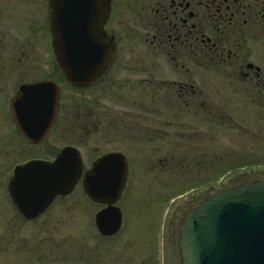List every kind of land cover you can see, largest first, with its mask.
<instances>
[{"label": "flooded vegetation", "instance_id": "flooded-vegetation-1", "mask_svg": "<svg viewBox=\"0 0 264 264\" xmlns=\"http://www.w3.org/2000/svg\"><path fill=\"white\" fill-rule=\"evenodd\" d=\"M49 2L0 0V264H61L56 252L53 257L46 256L41 228L28 226L61 197H56L41 215L26 219L16 210L9 188L15 181L27 180L29 173L22 166L31 160L52 161L65 146L80 150L75 143L55 146L49 142L67 115L80 135L95 130L102 117L104 126L112 129L109 137L110 132L119 133L125 119L117 112L110 114L108 103L105 104L111 98H127L135 103L142 96L148 97V87L153 101H166L173 96L187 101L196 92L189 72L204 71L208 65L230 67L239 81L259 89L257 96L264 92V0H111L109 15L101 21L102 30L112 43L109 63L86 86L69 82L57 61ZM68 3L70 7L66 8L61 0L56 10L58 28L64 34L73 29L70 19L77 16L75 1ZM86 8L90 21L94 9ZM143 71L154 76L143 78ZM162 71H169L176 78L157 79L155 74ZM42 81L51 82L57 89V111L48 122L46 135L31 141L29 134L37 128L31 126L29 102L21 112L13 110L10 103L21 85ZM166 92L169 95L160 97ZM75 96L78 97L73 99ZM66 98L69 109L64 113ZM134 118L138 139L142 129L139 116ZM151 134L153 138L155 135ZM31 148H36L37 153L30 154ZM111 151L124 153L129 163V154L117 147L96 153L86 162L82 157L83 164L90 166L100 154ZM14 188L18 190V185ZM115 235L100 236L108 239ZM145 242L138 245V254L126 259L125 264H182L178 238L167 234L162 258L157 240Z\"/></svg>", "mask_w": 264, "mask_h": 264}, {"label": "rangeland", "instance_id": "rangeland-1", "mask_svg": "<svg viewBox=\"0 0 264 264\" xmlns=\"http://www.w3.org/2000/svg\"><path fill=\"white\" fill-rule=\"evenodd\" d=\"M172 74L162 71L155 75L175 79ZM189 74L196 92L184 102L175 96L153 101L148 87V97L135 103L111 98L105 104L108 111L125 119L119 133L110 132L109 137L112 129L104 126L102 117L95 130L80 135L67 115L49 140L53 145L77 144L85 162L117 147L129 154L127 186L118 204L122 226L112 238L96 233L93 213L97 206L87 200L79 183L28 225L41 228L47 257L56 252L61 264H125L138 254V245L159 241L160 229L166 224V238L170 234L177 239L183 215L215 190L264 178V92L257 96L259 89L239 81L230 67L208 65L204 71ZM141 75L154 76L150 71ZM122 91L125 93L124 88ZM65 106L64 113L69 109L68 98ZM137 116L142 129L138 139L133 127ZM35 153L36 148H31L30 154ZM169 199L175 200L171 215H167Z\"/></svg>", "mask_w": 264, "mask_h": 264}, {"label": "water", "instance_id": "water-1", "mask_svg": "<svg viewBox=\"0 0 264 264\" xmlns=\"http://www.w3.org/2000/svg\"><path fill=\"white\" fill-rule=\"evenodd\" d=\"M60 1L51 0L53 47L67 79L75 85H86L104 70L110 57L111 44L107 43L100 25V19L107 16L110 0H74L77 16L70 19L73 29L65 34L66 46L72 49L70 55L57 52L60 35L55 10ZM67 1L70 0H63L66 8L70 7ZM86 7L94 9L90 21ZM17 96L18 111L29 97L34 119L47 120L56 111V90L50 83L22 86ZM44 133L42 127L31 133V137L40 139ZM30 168L33 175L26 202L23 203L21 196L17 200L14 197L19 210L28 217L41 213L57 194L70 193L81 176L80 158L72 148L63 149L53 162L30 163ZM127 169L123 155L108 153L99 157L83 175L86 195L95 202L109 204L96 215L102 234L112 235L120 228L121 212L112 204L122 194ZM179 249L182 264H264V180L219 189L189 210L181 222Z\"/></svg>", "mask_w": 264, "mask_h": 264}]
</instances>
